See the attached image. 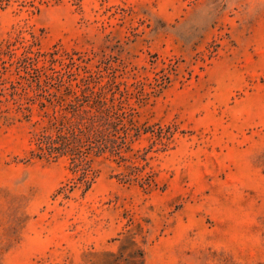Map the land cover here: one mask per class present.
Segmentation results:
<instances>
[{
  "label": "rangeland",
  "instance_id": "1",
  "mask_svg": "<svg viewBox=\"0 0 264 264\" xmlns=\"http://www.w3.org/2000/svg\"><path fill=\"white\" fill-rule=\"evenodd\" d=\"M39 8L0 9V44L115 72L153 131L129 156L149 151L157 186L98 161L90 190L70 191L68 161L32 159V123L0 110V264H264V0Z\"/></svg>",
  "mask_w": 264,
  "mask_h": 264
},
{
  "label": "trees",
  "instance_id": "2",
  "mask_svg": "<svg viewBox=\"0 0 264 264\" xmlns=\"http://www.w3.org/2000/svg\"><path fill=\"white\" fill-rule=\"evenodd\" d=\"M52 1L62 0H0V9L15 3L38 12L41 5ZM35 47L34 41L25 39L0 44V85L5 98L0 100L1 114L7 119L4 114L13 110L32 123L31 158L47 162L66 159L72 174L70 191L90 190L99 175L94 167L98 161L122 168L115 177L125 184L135 182L144 191L154 189L156 173L147 170L149 151L140 154L137 150L129 156L133 144L153 131L139 123L137 109L129 103L132 93L128 84L118 81L115 72L104 75L80 66L73 58L66 61L57 52L42 53ZM71 66L77 71L65 70ZM33 72L38 73L35 79ZM154 81H161L157 86L162 87L171 77L164 74Z\"/></svg>",
  "mask_w": 264,
  "mask_h": 264
}]
</instances>
